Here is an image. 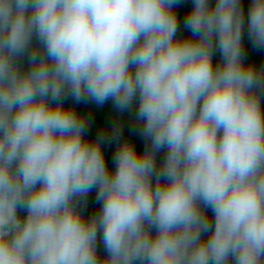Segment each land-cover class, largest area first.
<instances>
[{"label": "clouds", "instance_id": "clouds-1", "mask_svg": "<svg viewBox=\"0 0 264 264\" xmlns=\"http://www.w3.org/2000/svg\"><path fill=\"white\" fill-rule=\"evenodd\" d=\"M187 2L0 0V264H264V0Z\"/></svg>", "mask_w": 264, "mask_h": 264}, {"label": "trees", "instance_id": "trees-1", "mask_svg": "<svg viewBox=\"0 0 264 264\" xmlns=\"http://www.w3.org/2000/svg\"><path fill=\"white\" fill-rule=\"evenodd\" d=\"M245 13L247 12L249 0H242ZM191 7L190 0L187 3H182L176 7V12L178 16V23L180 24L181 34L187 35L188 31L183 28V19L187 10ZM243 45L246 51V59L253 62L256 65H264V51H257L252 48L247 36H244ZM218 56H213V62L215 63ZM66 103L74 104L78 112H82L90 117L89 128L87 129L86 135L89 139L95 138L97 133L104 131L105 133H110L111 123L114 119H119L122 124V136L133 141L138 150L143 148V138L138 134V132L133 130L134 122L131 118V114L128 112L118 113L113 107L112 102L106 101L104 105L98 106L93 102L79 103L75 104L74 101L68 100ZM262 108H264V98H262ZM102 150L105 155V160L109 167L112 166V155L115 150V142L102 144ZM163 153L157 154V159L162 157ZM99 210V203L95 199V190L93 189L89 192L87 197L86 206L84 208L85 215H91L93 212ZM209 216L211 212L209 211ZM98 250L103 254V246L99 243L98 239Z\"/></svg>", "mask_w": 264, "mask_h": 264}]
</instances>
